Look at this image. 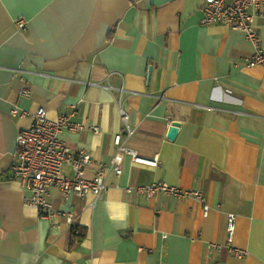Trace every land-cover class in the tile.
<instances>
[{"label": "crops", "instance_id": "0c3cea01", "mask_svg": "<svg viewBox=\"0 0 264 264\" xmlns=\"http://www.w3.org/2000/svg\"><path fill=\"white\" fill-rule=\"evenodd\" d=\"M203 2L0 0V264H264V68L246 66L255 47L242 32L199 25ZM254 26L264 52V23ZM118 101L134 128L125 148L160 165L126 156L94 205L51 190L53 207L76 215L77 241L62 217L55 230L25 204L9 169L17 134L38 108L51 121L72 116L99 132L62 140L106 166ZM153 182L201 201L126 192Z\"/></svg>", "mask_w": 264, "mask_h": 264}, {"label": "built area", "instance_id": "2783aa9c", "mask_svg": "<svg viewBox=\"0 0 264 264\" xmlns=\"http://www.w3.org/2000/svg\"><path fill=\"white\" fill-rule=\"evenodd\" d=\"M201 18L199 25L202 27L223 26L245 35V38L255 47L252 57L247 60L249 68H264V52L260 48V39L254 24L257 20L264 23V0H204L200 8ZM19 28L25 24L18 21ZM27 96L28 92L23 91ZM122 128L113 137L115 153L108 165L93 164L89 153L84 150H73L62 140V133L91 130L98 133L95 127L84 126L71 121L72 116L61 115L51 121L44 108H38L31 115V125L28 129L21 130L16 138V151L10 164V174L13 180L19 182L26 192L25 204L34 208L41 219L52 222L55 230L60 229L59 223H54L58 217L64 219L71 236L81 237V230L73 210L63 213L57 211L51 201V190H58L62 197L70 194L85 198L93 197V205L100 201L107 191L105 183L108 172L115 176L122 174V165L126 156L130 157L135 165L158 168V158H143L132 150L125 148V141L134 133V128L129 124L128 114L123 110L120 101L117 102ZM94 168V175L86 177V170ZM70 171V172H68ZM126 192L138 194L148 199L164 196L174 200L193 198L201 201V196L195 191L184 190L170 186L163 182H153L146 186L127 188ZM208 207L203 206V216L207 217ZM234 236V216L227 219V245L232 243ZM217 252L219 246H212Z\"/></svg>", "mask_w": 264, "mask_h": 264}, {"label": "water", "instance_id": "95a60500", "mask_svg": "<svg viewBox=\"0 0 264 264\" xmlns=\"http://www.w3.org/2000/svg\"><path fill=\"white\" fill-rule=\"evenodd\" d=\"M177 127H178V124L176 123H173L171 128L169 129V132H168V139L169 140H172L176 134V131H177Z\"/></svg>", "mask_w": 264, "mask_h": 264}, {"label": "trees", "instance_id": "16d2710c", "mask_svg": "<svg viewBox=\"0 0 264 264\" xmlns=\"http://www.w3.org/2000/svg\"><path fill=\"white\" fill-rule=\"evenodd\" d=\"M76 239H77V241H79L78 238H75V240H76ZM80 240H81V239H80ZM76 243H77L76 241H73V242L71 243V246H74Z\"/></svg>", "mask_w": 264, "mask_h": 264}]
</instances>
